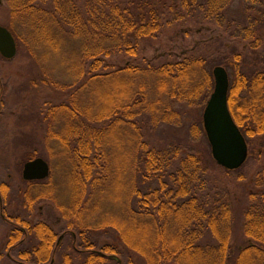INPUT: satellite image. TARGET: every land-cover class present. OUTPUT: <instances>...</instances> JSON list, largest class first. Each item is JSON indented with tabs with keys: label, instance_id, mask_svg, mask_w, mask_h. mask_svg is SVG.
I'll use <instances>...</instances> for the list:
<instances>
[{
	"label": "trees",
	"instance_id": "obj_1",
	"mask_svg": "<svg viewBox=\"0 0 264 264\" xmlns=\"http://www.w3.org/2000/svg\"><path fill=\"white\" fill-rule=\"evenodd\" d=\"M233 1L181 0V7L198 11L204 22L256 51L263 42L258 26L264 20V0H242V11L249 15L246 25L228 18ZM5 3L6 27L16 41H29L31 52L41 49L71 82L50 83L63 89L67 99L49 104L37 124L38 130L46 129L49 154L59 158V165L70 166L65 196L57 193L51 169L48 179L28 182L24 198L31 209L42 203L53 206L65 225L58 231L46 221L37 223L33 234L39 243L32 257L11 252L22 238L13 229L11 257L20 264H57L63 249L59 233L72 231L77 242L68 232L71 253L64 264H136L132 253L144 264H264V169L243 210L248 241L235 245L236 201L227 186L211 177L213 156L210 161L200 152L185 154L180 146L157 149L143 139L144 123L181 126L187 109L206 108L217 59L186 54L161 64L136 63L142 43L157 38L162 29L161 7L141 0ZM218 61L235 73L228 99L236 124L250 144L257 137L264 140V68L246 71L244 57L235 50ZM5 92L0 85V96ZM196 119L189 134L199 141L207 136L203 119ZM36 158L46 160L36 149L26 163ZM238 178L245 180L240 172ZM11 219L16 226L27 225L20 216ZM109 231L118 235L123 249L99 245L96 236ZM126 254L130 257L122 260ZM4 259L19 264L6 254Z\"/></svg>",
	"mask_w": 264,
	"mask_h": 264
},
{
	"label": "rangeland",
	"instance_id": "obj_2",
	"mask_svg": "<svg viewBox=\"0 0 264 264\" xmlns=\"http://www.w3.org/2000/svg\"><path fill=\"white\" fill-rule=\"evenodd\" d=\"M141 1L161 7L162 29L157 38L142 43L139 60L136 63L145 59L161 64L166 61L180 60L186 54L192 56L210 55L215 60L217 59V64L211 70L213 71L216 66L224 67L229 72L230 84L235 73L218 60H221V57L227 55L231 50L237 51L244 57L246 71L253 72L264 68L263 19L260 18L262 22L258 26L263 42L259 49L253 51L249 43H239L223 29L204 22L198 11L189 13L184 10L181 7V0ZM248 16L242 11V0H234L229 8L228 18L246 25ZM9 18V8L5 0H0V26L6 27L9 24ZM18 27L27 29L22 24H19ZM232 31L234 32L236 29L233 28ZM29 44L30 42L26 39L21 43L17 42L18 54L11 61L5 60L0 55L1 85L6 89L3 114L0 116L1 180L9 184L12 183L13 186L9 199H7L9 215L20 216L32 225H36L40 221H46L53 228L60 231L65 225V221H61L59 210L48 203L36 205L33 209L25 204L27 184L23 181L22 173L29 154L34 153L37 149L38 153L42 154L51 166L56 177L57 193L65 196L64 192L67 190L66 180L70 166L59 165V162L56 161L59 158H55L51 152V155L49 154L50 149L44 143L46 129L43 127L38 130L37 124L40 121L39 118L48 113L49 104L52 106L58 105L67 99L63 89L50 83L67 84L71 82L65 76V71L57 67L50 56H43L44 52L41 49H35L31 52ZM177 107L182 111L186 110L182 105H177ZM204 110L201 109L200 112H195L187 109L184 112V120L181 126L173 127L172 125L162 124L154 127L151 123H144L142 124L143 139L151 147L157 149L180 146L185 154L200 152L211 161L210 154L212 155V152L207 137L194 141L189 134L192 122L196 121L198 116L203 119ZM247 140L249 143V139ZM263 147V137H257L253 140V143L249 145V159L240 171L226 174V169L218 166L217 163H212L211 166V177L215 179L218 185L227 186L236 201L237 217L233 239L235 245H244L248 241L243 234V210H245L248 203L247 194L256 190L257 174L264 169ZM239 172L245 177V180H239ZM9 175H12V179H9ZM9 233V227L0 220V245L2 248L9 238ZM96 238H98L100 246L113 244L123 249V245L114 231L100 233ZM27 239L29 240V243H27L29 247L31 244L35 246L39 243V240H36L35 237L31 238L29 236ZM70 244L68 237L64 239L63 249L56 261L57 264H64V256L71 253ZM130 255L136 264H144L140 257L133 253ZM125 257L122 260H126L130 256L126 254ZM18 263L20 264V262ZM0 264H12V262L4 259L0 261Z\"/></svg>",
	"mask_w": 264,
	"mask_h": 264
},
{
	"label": "water",
	"instance_id": "obj_3",
	"mask_svg": "<svg viewBox=\"0 0 264 264\" xmlns=\"http://www.w3.org/2000/svg\"><path fill=\"white\" fill-rule=\"evenodd\" d=\"M17 52L14 36L7 28L0 26V54L6 60H13ZM213 76L215 88L204 110V130L217 165L228 171H237L248 160V143L229 108L228 71L222 66H217ZM50 175V165L43 158L31 160L24 166L23 178L28 182L44 181Z\"/></svg>",
	"mask_w": 264,
	"mask_h": 264
},
{
	"label": "flooded vegetation",
	"instance_id": "obj_4",
	"mask_svg": "<svg viewBox=\"0 0 264 264\" xmlns=\"http://www.w3.org/2000/svg\"><path fill=\"white\" fill-rule=\"evenodd\" d=\"M0 85H1V79H0ZM4 102H5L4 96L3 97L0 96V116L3 114V109H4L3 104H5ZM22 177H23V175H22ZM9 179H12V175H9ZM23 181H24V183L27 184V185L25 184L26 185L25 195H26L27 190H28V181L24 180V178H23ZM12 190H13L12 183L9 184L6 181L1 180V165H0V220L3 221V223H5L9 227L10 233L13 231V229H17L22 233L21 240L16 241L12 244L11 252L12 251L15 253H18V251H19V253L27 252L30 254L29 257H32L33 247H35V246H33L31 244V246L29 247L27 245V243H29V240L27 238H29V236H31V238L35 237L33 234L35 225H32V223H30L29 221L23 220L21 218L23 221L27 222V225H26V227H24L22 225L19 227V226H16L14 224V222L12 221L11 217L15 216V215H9V213H8V200H7V199H9V194L12 192ZM68 232L71 233L72 231H65L63 233H59L60 235H59V239H58V244L62 243L64 241V239H66L70 235ZM10 233H9V237L11 235ZM72 235L74 236V239H75L74 241L77 242L76 234H73V232H72ZM10 241L11 240H9V238H8L7 241L5 242L3 248L0 245V261L3 259L4 254H6V257H8L10 260H12L13 263H18L20 260L17 257H14V256L11 257V254L8 251V249H9L8 244L10 243ZM76 246H77V244L75 245V247ZM42 253L45 254L44 251H42Z\"/></svg>",
	"mask_w": 264,
	"mask_h": 264
}]
</instances>
